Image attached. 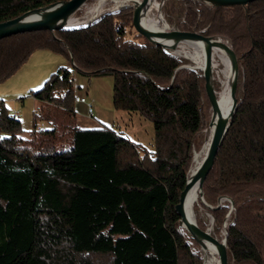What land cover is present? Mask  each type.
Here are the masks:
<instances>
[{
    "label": "trees",
    "instance_id": "obj_1",
    "mask_svg": "<svg viewBox=\"0 0 264 264\" xmlns=\"http://www.w3.org/2000/svg\"><path fill=\"white\" fill-rule=\"evenodd\" d=\"M59 1L0 0V22ZM163 11L178 29L229 39L238 56V106L194 209L212 215L217 236L228 227L229 264H264V196L253 195L264 193V0H167ZM132 20V8H117L81 28L0 39V82L50 49L70 66L29 95L74 111L75 70L111 75L113 107L154 128L147 148L115 125L74 126L62 149L55 128L35 123L23 137L17 112L0 100V264H204L176 205L209 121L205 77Z\"/></svg>",
    "mask_w": 264,
    "mask_h": 264
},
{
    "label": "rangeland",
    "instance_id": "obj_2",
    "mask_svg": "<svg viewBox=\"0 0 264 264\" xmlns=\"http://www.w3.org/2000/svg\"><path fill=\"white\" fill-rule=\"evenodd\" d=\"M161 1L162 0H158L160 7H155L154 10L157 13L162 12L164 15L163 7L167 0ZM117 8L121 7L114 0H106L103 3H100V0H92L83 6L82 14L80 16L74 15V17L85 18L90 14H94L98 10L95 16V18H97L102 13L112 11ZM165 18L169 22L170 28L175 29L176 17H171V21L170 16ZM133 32H135L134 29L130 27V33ZM224 39L231 44L229 39L225 37ZM182 58L189 65H194L192 61L187 60L184 57ZM59 62H63L65 66H70V62L62 54L53 52L50 49H37L12 75L0 82V100H4L5 104L8 108H10L12 113H20V120L22 121L23 127V137L30 136L31 132L35 128V123L37 126V123L41 124L44 120L46 123L53 120L56 121L59 136L57 144L59 148L62 149H66L71 145V132L74 126L98 127L103 124L117 126L123 130L125 135L136 142L141 143L144 147L151 148L153 146L154 128L153 124L149 120L144 119L138 114L116 110L113 107V78L111 75H85L76 70L73 74L72 81L76 96L86 95V97L93 103L94 115H90L88 113L86 105L83 103L75 104L74 111H69L57 104L48 102L45 103L40 100L37 101L28 96L31 88H39L45 83L46 79L53 73V70L59 67ZM213 62V74H216V71L222 66V61L217 52H215ZM241 75L242 74L240 72L238 85V89L240 91L242 84ZM216 87L219 88L218 83H216ZM211 109V104H208L207 113L209 114V121L206 128L209 127L212 113ZM37 112H39V114H37ZM47 124H45L46 127L49 126ZM206 128L200 136V138L203 139V142H205L206 139ZM201 148L199 150L195 149L194 152L196 153L197 151H200ZM253 195L262 197L264 196V193L262 191H255L253 192ZM199 198L205 201L204 198H201V195ZM194 211L197 214V218L206 224L207 228L205 229H209L214 235H216L212 215L202 209H194ZM222 234L224 237V231ZM217 237L220 239L223 238L221 236Z\"/></svg>",
    "mask_w": 264,
    "mask_h": 264
},
{
    "label": "water",
    "instance_id": "obj_3",
    "mask_svg": "<svg viewBox=\"0 0 264 264\" xmlns=\"http://www.w3.org/2000/svg\"><path fill=\"white\" fill-rule=\"evenodd\" d=\"M163 1V0H162ZM161 1V2H162ZM214 6H233V5H247L248 3L255 0H200ZM88 0H64L56 3H51L47 6L36 8L25 12L24 14L0 22V39L9 37L15 34L24 33L33 30L39 29H49L51 31L62 30V29H75L81 28L86 25H89L91 22L83 25H69V22L75 19V13L81 9ZM150 0H139L134 4H123L121 8H132L133 9V26L135 29L146 37L149 41L154 44L160 45L164 48L170 49L176 53V49L184 41H202L205 44V65L203 68L196 67L194 65L183 64L182 66H189L192 69H200L203 71V76L205 77V86L207 95L211 104L213 112L216 114L219 112L217 104V95L216 88L214 85V75H213V66H214V54L215 47L217 45H222L227 53L231 64V69L234 73L233 79L231 81V97L233 101V111L230 118H225L219 112V117L217 120L210 119L209 127L212 126L213 131L211 135V142L207 155L203 163L199 168L190 173L184 190L180 196V202L176 205V210L180 214L181 219L180 223L185 227L188 232L197 240L201 245L202 250L206 242H210L216 246L220 264H229V254L227 249V234L228 227H225L224 237L219 238L214 235L209 229L201 227L197 220H193L188 217L184 202L187 197L189 189L195 185L199 184L200 186V195L203 199V185L204 182L213 168V165L216 161L217 154L224 142L225 136L228 133L230 125L233 122L235 111L238 106V85H239V62L238 56L233 48V45H228L220 41L224 39L223 36L212 35L208 36L198 31H189L182 29H163L155 31L149 29L142 23V16L144 12L148 9ZM161 14H163L161 12ZM177 54V53H176ZM195 156V155H194ZM230 201L234 203L231 198ZM208 206L212 207L207 203Z\"/></svg>",
    "mask_w": 264,
    "mask_h": 264
},
{
    "label": "bare ground",
    "instance_id": "obj_4",
    "mask_svg": "<svg viewBox=\"0 0 264 264\" xmlns=\"http://www.w3.org/2000/svg\"><path fill=\"white\" fill-rule=\"evenodd\" d=\"M104 1L106 0H100V3H103ZM114 1L121 6L123 4H134L136 1L139 0H114ZM155 7H160V3L158 2V0H150L148 9L144 12L142 16V23L149 29L155 31L170 28L169 22L164 17V15L155 12L154 10ZM97 12L98 10L94 14H90L85 18H75L69 22V25L75 26V25L87 24L95 18ZM220 41L230 45V43L225 39H221ZM215 52L218 53L222 61V66L216 71L217 72L216 74H213L214 85L216 88V95H217V104L221 115L225 118H230L231 113L233 111V101L231 97V81L233 79L234 73L231 69V64L226 49L219 44L215 47ZM176 53L184 57L185 59L192 61L194 66L196 67L203 68L205 65V44L202 41L181 42V44L176 49ZM216 83H218L219 88L216 87ZM219 112L215 114L212 110L211 118L214 119V122L215 120L218 119ZM212 131H213L212 126L206 128V132H207L206 139L201 150L195 153L194 156L195 164L192 167L191 173L195 172L199 168V166L203 163L211 142ZM199 196H200V186L199 184H195L189 189L187 193V197L184 202V207L188 217L197 221L198 218L196 212L194 211V207H195V203L199 199ZM203 252L205 258V264H220L219 255L216 246H214L210 242H206Z\"/></svg>",
    "mask_w": 264,
    "mask_h": 264
},
{
    "label": "built area",
    "instance_id": "obj_5",
    "mask_svg": "<svg viewBox=\"0 0 264 264\" xmlns=\"http://www.w3.org/2000/svg\"><path fill=\"white\" fill-rule=\"evenodd\" d=\"M75 102L76 103H83L86 105L87 111L90 115H94V106L93 103L86 97V96H82V95H77L75 97ZM16 116L20 117V113L17 112ZM39 130H42V128L38 127Z\"/></svg>",
    "mask_w": 264,
    "mask_h": 264
},
{
    "label": "crops",
    "instance_id": "obj_6",
    "mask_svg": "<svg viewBox=\"0 0 264 264\" xmlns=\"http://www.w3.org/2000/svg\"><path fill=\"white\" fill-rule=\"evenodd\" d=\"M58 66L59 67H61V66H65L64 64H63V62H59L58 63ZM59 67H57L56 69H54L53 70V72H55ZM48 79V78H47ZM46 79V80H47ZM32 89V88H31ZM28 96H30L31 98H33L34 100H37L38 101V99H36L35 97H33V96H31V95H28ZM83 96H86V95H83ZM41 101V100H40ZM42 102H44V101H42ZM45 103H47V102H45ZM75 104H82V103H75ZM84 107V106H83ZM37 114H39V112H37ZM48 123V124H47ZM46 123V121L44 120L41 124H39V123H37V128L38 127H40V128H43V129H46V128H55L56 130H57V127H56V121H51V122H47ZM45 124H47V125H49L48 127H46L45 126Z\"/></svg>",
    "mask_w": 264,
    "mask_h": 264
}]
</instances>
